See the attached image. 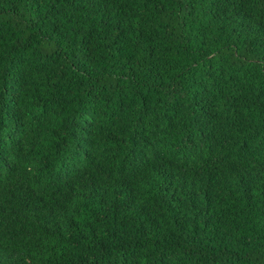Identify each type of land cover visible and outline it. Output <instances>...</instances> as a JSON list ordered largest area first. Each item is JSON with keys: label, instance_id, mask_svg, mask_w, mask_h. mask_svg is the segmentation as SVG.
Returning <instances> with one entry per match:
<instances>
[{"label": "trees", "instance_id": "1", "mask_svg": "<svg viewBox=\"0 0 264 264\" xmlns=\"http://www.w3.org/2000/svg\"><path fill=\"white\" fill-rule=\"evenodd\" d=\"M0 264H264V0H0Z\"/></svg>", "mask_w": 264, "mask_h": 264}]
</instances>
